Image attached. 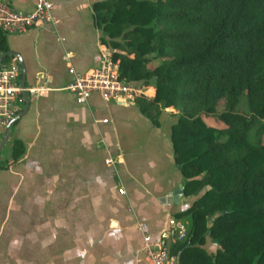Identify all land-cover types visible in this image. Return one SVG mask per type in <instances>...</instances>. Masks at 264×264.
I'll list each match as a JSON object with an SVG mask.
<instances>
[{
    "label": "trees",
    "instance_id": "obj_1",
    "mask_svg": "<svg viewBox=\"0 0 264 264\" xmlns=\"http://www.w3.org/2000/svg\"><path fill=\"white\" fill-rule=\"evenodd\" d=\"M91 12L119 77L154 87L139 112L157 126L177 110L168 138L193 199L173 214L189 220L168 249L176 264H264V0H100ZM1 53L13 56L0 29ZM23 151L13 139L0 168Z\"/></svg>",
    "mask_w": 264,
    "mask_h": 264
},
{
    "label": "crops",
    "instance_id": "obj_2",
    "mask_svg": "<svg viewBox=\"0 0 264 264\" xmlns=\"http://www.w3.org/2000/svg\"><path fill=\"white\" fill-rule=\"evenodd\" d=\"M50 1L55 23L5 33L8 51L20 63L18 82L23 86L45 84L49 90L41 95L25 93L27 107L23 99L0 147L1 151L5 146L0 154L3 162L10 161L13 139L24 146L16 161L0 168V237H5L0 240V264H17L18 260L16 249L4 244L6 239L43 235L35 231L32 220L51 219L55 211L57 218L72 220L71 226L78 229L94 228L98 222L107 227L99 233L105 238L102 244H97L98 233L91 229L84 233L92 236L84 249L79 241L54 247L51 251L57 256L51 264H66L60 256L70 248L78 253L70 264H150L141 248L137 224L154 238L167 227L168 217L193 199L181 194L177 203L167 200L182 184L168 138L174 113L158 118L155 126L134 103L117 104L96 92L84 103H76L63 87L73 76L69 67L84 72L100 62L103 43L91 12V4L100 0ZM8 2L22 12L34 6V0ZM2 137L0 133V141ZM106 157L112 163L106 164ZM17 221L23 222L22 232ZM82 234L75 230L73 235ZM23 248L27 264L31 241ZM42 248L48 247L42 245L41 252L48 250Z\"/></svg>",
    "mask_w": 264,
    "mask_h": 264
},
{
    "label": "built area",
    "instance_id": "obj_3",
    "mask_svg": "<svg viewBox=\"0 0 264 264\" xmlns=\"http://www.w3.org/2000/svg\"><path fill=\"white\" fill-rule=\"evenodd\" d=\"M54 5L50 0H34L32 11L22 12L11 7L8 0H0V29L4 33H22L32 26L43 22L55 23L51 15ZM68 54H65L67 57ZM16 55L5 62H0V133L11 124L23 102L22 93L41 95L49 88L45 84L23 86L18 82L20 65ZM71 81L63 87L69 91L76 103H84L92 92L98 93L104 100L117 104L129 105L136 98H151L154 90L151 83L129 81L119 77L118 61L113 60L111 51L104 44L100 48V62L84 72H74ZM105 122L106 119H102ZM112 163L110 157L104 159ZM118 193L123 194L119 188ZM142 239L141 248L150 264H176V256L169 253V246L176 240H182L187 228L174 217H168L167 227L157 232L153 238L142 224H137Z\"/></svg>",
    "mask_w": 264,
    "mask_h": 264
},
{
    "label": "rangeland",
    "instance_id": "obj_4",
    "mask_svg": "<svg viewBox=\"0 0 264 264\" xmlns=\"http://www.w3.org/2000/svg\"><path fill=\"white\" fill-rule=\"evenodd\" d=\"M107 46V45H106ZM109 48V47H108ZM111 51V48H109ZM154 63L157 62V60L153 61ZM245 111V110H243ZM162 112V114H161ZM161 112L159 114V118L160 117H168L170 115V113H176L177 110L174 109L173 107H166L161 109ZM204 121L210 124H219V121H217V119L214 116H204ZM264 138V135H263ZM5 149L4 148L0 151V154H3ZM66 215V214H65ZM39 217V214H38ZM51 219H45V221H40V220H32L33 222V228H36L35 231L37 232H43V235H33L31 237L29 236H21L18 235L16 237H12L10 238V240L6 239V242H4V244L6 245H11L10 249L12 247H14V249H16V257H17V264H26V262L24 261V248L23 245L26 244V242L32 243V251L29 252V254L27 255V264H51V260H54L56 258H54L55 256H57V254L51 250H54L56 248V246H64V245H69L71 246V244H77L76 242H80L82 248L84 249L86 248L85 246H87L88 244H90L92 241V236H89L87 234H84L85 232H88L89 230L91 231H97L98 235L95 236V238L97 239V244H102L104 243V237L99 236V233H101L104 229V226H106V224L104 222L101 223H97L96 227L89 229L88 226H85L84 229L83 228H75L71 226V221L72 220H63L61 218H57V212L55 211V213H52V215H50ZM65 217V216H64ZM8 222V221H6ZM180 222L187 227L189 220L187 217H183L180 218ZM18 227H20L19 229L21 230V232L23 231V222L22 221H17ZM85 223V222H84ZM87 223V221H86ZM87 228V229H86ZM43 229V230H42ZM42 230V231H41ZM75 230H77L78 233H83L81 236L77 235H73ZM5 239L4 236L0 237V240L2 241V239ZM27 239V241H26ZM31 239V240H30ZM30 240V241H28ZM75 242V243H74ZM205 248L207 250H210V252H212V250L215 248V244H213L211 241L207 240L205 242ZM47 246L48 248H42V249H48V250H44L41 252V246ZM85 245V246H84ZM207 246V247H206ZM55 247V248H54ZM71 249H69V251L65 252V256H60V258H64L65 257V262L66 264H70L71 260H72V256L74 254L75 258L78 255L77 252L72 253ZM84 253L83 250L80 251V256H82ZM59 255H61V253H58ZM45 260V261H44ZM47 260H49L50 262H48ZM29 261V262H28ZM54 263V262H53Z\"/></svg>",
    "mask_w": 264,
    "mask_h": 264
},
{
    "label": "water",
    "instance_id": "obj_5",
    "mask_svg": "<svg viewBox=\"0 0 264 264\" xmlns=\"http://www.w3.org/2000/svg\"><path fill=\"white\" fill-rule=\"evenodd\" d=\"M8 53L10 54L9 51H8ZM4 55H5V53H1L0 54V62H1L2 58L4 57ZM20 84L22 85V83H20ZM22 97H23V99L25 101V109H26V107H27V98L25 96V93H22ZM8 128H9V125L5 128V130L3 132V137H2V139L0 141V147L6 140ZM206 188H209V185H207ZM181 194H182V186H181V184H179L178 187L171 192V194H170L171 196H169V199H167V200H171L172 199L175 203H177L178 202V198L181 196ZM209 223H210V221L208 220L207 223H206L207 226L209 225Z\"/></svg>",
    "mask_w": 264,
    "mask_h": 264
}]
</instances>
